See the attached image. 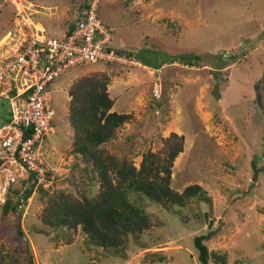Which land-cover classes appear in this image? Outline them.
I'll return each mask as SVG.
<instances>
[{
	"label": "rangeland",
	"instance_id": "1",
	"mask_svg": "<svg viewBox=\"0 0 264 264\" xmlns=\"http://www.w3.org/2000/svg\"><path fill=\"white\" fill-rule=\"evenodd\" d=\"M84 2L0 0V56L12 49L3 45L18 20L59 38ZM97 2L100 19L113 30L114 45L132 51L142 63L124 56L109 68L84 64L83 70L63 74L52 91L60 106L56 118L64 117L61 97L66 98L73 79L89 69H108V90L115 100L111 111L131 113L134 120L124 123L116 140L104 147L126 154L139 167L142 152L159 150L158 134L183 135L184 149L172 166V186L181 191L196 183L210 196L212 228L220 229L206 241L209 250L225 253L227 264H264V161L256 170L252 164L262 159L264 148V0ZM231 54L236 62L220 68L217 61L229 60ZM183 55L199 56L209 66L168 62L171 56ZM159 103L164 112L153 110ZM9 111V101L0 99V124ZM56 130L39 148L44 168L53 172L52 186L78 189L84 169L70 152L73 132L62 122ZM21 200L18 220L14 214H0V263L1 254L20 251L17 263L8 258L6 263L25 264L26 248L33 264H200L193 237L205 233L209 223L195 203L191 210H166L139 200L154 224L128 244L124 259L89 247L79 231L70 242L56 232H37L45 229L38 219L42 203L36 193ZM179 213L188 216L186 224ZM16 224L26 238L17 235Z\"/></svg>",
	"mask_w": 264,
	"mask_h": 264
},
{
	"label": "trees",
	"instance_id": "2",
	"mask_svg": "<svg viewBox=\"0 0 264 264\" xmlns=\"http://www.w3.org/2000/svg\"><path fill=\"white\" fill-rule=\"evenodd\" d=\"M90 2L91 0H85L78 6L77 17L67 22L66 35L76 28L82 11L89 8ZM96 13L100 18L98 7ZM103 23L109 27L104 21ZM171 28L174 31L173 25ZM112 31H110V39L104 44V49L107 51L112 49L119 57L137 59L132 51L114 45ZM229 58V60L217 61L221 63L220 68L235 63L238 59L233 54ZM174 59L190 66H209L202 64L199 56H171L168 62ZM137 60L142 63L141 60ZM116 61L99 60L90 64H103L109 68L115 65ZM81 67L78 65L65 73L83 70ZM61 76L51 81L48 88L53 89L62 79ZM110 81L111 75L108 69H89L73 79L66 91V95L70 98L61 97L65 111L61 121L56 118L60 106L56 105L52 97L54 116L51 123L54 131L50 135L58 133L56 130L58 122L65 123L72 130L70 152L82 162L84 169L79 179L80 187L70 191L52 185L44 187L37 183L33 176H30L11 186L5 202L0 205V214L2 216L14 214L18 220L23 211L21 199L26 201L36 193L38 200L42 203L38 219L45 228L44 230L38 229L37 232L44 234H49L50 231L56 232L63 240L70 242L72 234L79 231L86 237L89 247L103 253H117L125 259L128 244L136 243L133 240L142 236L154 224L150 213L139 200H146L166 210H169L171 206L191 210V205L195 203L209 223L205 233L193 237L198 262L200 264L211 262L227 264L225 253L209 250L206 244V241L220 229L212 228V201L207 191L196 183L185 186L181 191L172 186V166L177 155L184 149L183 135L172 132L164 138L158 134L156 142L160 144L159 150L152 151L148 148L142 152L139 167L126 154L117 155L104 147L107 143L116 140L118 129L124 123L134 120L131 113L111 111L115 100L108 90ZM251 102L255 103L254 99H251ZM153 110L164 112V104L159 103ZM262 113L264 114V111ZM9 114L10 111L8 116ZM50 135L44 136V141ZM261 157V160L257 157L252 162L254 170L257 169L260 161H264V148ZM51 174L53 172L50 170L46 171L50 180ZM181 214L179 213L180 220L186 224L188 216ZM35 229L32 228L33 231ZM16 233L20 237H27L21 226L17 224ZM141 247L146 248L144 245ZM20 254V251L13 255L1 254L0 264H7V258L17 263L20 260ZM22 254V257H25V264H33L31 252L28 249L25 248Z\"/></svg>",
	"mask_w": 264,
	"mask_h": 264
},
{
	"label": "built area",
	"instance_id": "3",
	"mask_svg": "<svg viewBox=\"0 0 264 264\" xmlns=\"http://www.w3.org/2000/svg\"><path fill=\"white\" fill-rule=\"evenodd\" d=\"M97 3L91 0L76 28L62 37L40 34L18 19L6 36L3 46L12 49L0 56V99L9 101L10 114L0 124V205L13 184L30 176L52 185L39 152L44 136L54 131L49 83L78 65L122 58L104 49L112 29L97 16Z\"/></svg>",
	"mask_w": 264,
	"mask_h": 264
}]
</instances>
